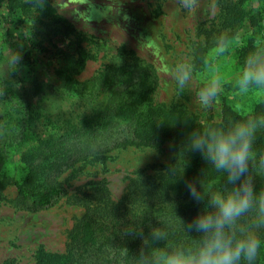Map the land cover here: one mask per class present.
I'll use <instances>...</instances> for the list:
<instances>
[{
  "label": "trees",
  "instance_id": "16d2710c",
  "mask_svg": "<svg viewBox=\"0 0 264 264\" xmlns=\"http://www.w3.org/2000/svg\"><path fill=\"white\" fill-rule=\"evenodd\" d=\"M248 1L234 2L228 18L219 23L215 33L222 30L221 36L228 39L244 20L257 23L264 10V0H260L262 5L257 9L247 7ZM26 24L33 27L27 40L33 42L37 51H46L43 44L51 45L58 37L71 42V51H57L62 60L55 71L59 83L45 85L41 82L37 89L44 95L64 96L67 105L73 108L74 122L43 128L40 121L51 117L47 109L26 103L20 92L7 86L6 94L0 97V200L5 201L1 192L10 186L16 191V198L11 202L16 203L17 210L46 209L64 197V189L57 180L74 164H102L111 148L124 145L152 148L172 142L176 146L170 162L155 168L152 175L132 180L119 201L111 200L104 180L72 196L84 213L68 235L70 241L65 254L43 253L35 264H136L134 259L145 247L143 237L151 240L150 232L154 227L166 231L168 238L153 246L189 243L176 218L185 224L193 221L204 211L206 201L197 203L186 182L191 181L197 187L202 182V190L210 194L219 190L224 179L200 153L182 149L189 133L194 128L227 127L264 115V98L244 114L238 115L223 105L219 122H214L210 116L194 121L183 111L151 101L157 82L154 70L122 45L114 47L111 57L115 61L104 64L92 78L77 81L74 76L82 72L90 57L82 45L87 42L86 37L56 13L47 0L41 11L34 9L28 0H0V25L13 29ZM202 34L201 40L194 42L190 50V62L195 66L194 72L199 74L211 64L216 41L210 39V32L202 30ZM254 41V38L248 40L235 49V61L252 50ZM5 45L13 46L6 33L0 36V63L6 59L2 55ZM24 62L29 63V60ZM14 75L12 73L11 77ZM3 86L4 82L0 81V87ZM38 126L42 127L43 137L37 136ZM253 147L257 157L264 153V130L257 132ZM17 151L22 169L18 177L8 174L4 167L10 155ZM170 167L175 168L177 177L168 174ZM80 169L78 167L77 171ZM251 174L254 190H264V176L255 171ZM253 215L248 214L240 222L250 223ZM130 224L138 225L143 237L125 234L124 229ZM188 235L196 239L200 234L192 231ZM257 235L262 243L255 264H264V228L257 230ZM123 248L128 250V255L122 254Z\"/></svg>",
  "mask_w": 264,
  "mask_h": 264
},
{
  "label": "rangeland",
  "instance_id": "374dc122",
  "mask_svg": "<svg viewBox=\"0 0 264 264\" xmlns=\"http://www.w3.org/2000/svg\"><path fill=\"white\" fill-rule=\"evenodd\" d=\"M47 1L56 13L86 37L87 42L82 45L90 57L82 72L74 76L79 82L92 78L104 64L115 61L111 57L114 47L122 45L136 59L154 70L157 82L151 93V101L183 111L194 121L210 116L214 122H219L223 105L238 115L244 114L264 98V91L253 90L246 95H237L234 88L236 74L248 54L243 53V57L235 61V49L253 38H264V10L257 23L250 24L248 20L241 22L232 37L227 39V51L221 55L214 51L209 66L219 69L223 90L210 107L202 108L197 92L206 68H203V74L194 72V80L184 90L176 87L167 69L180 60L191 61L190 50L194 42L201 40L200 36L204 35L202 30L211 33L210 39L220 37L222 30L216 33L215 30L223 19L228 18L229 8L237 0H201L200 10L195 15L177 11L176 0ZM259 2L249 0L247 7L257 9L262 5ZM31 29L33 27L29 24L13 29L0 25V36L6 33L13 44L11 48L3 46L2 55L6 58L9 49L18 50L21 54V62L7 86L20 92L26 103L47 109L51 117L40 121L43 128L49 129L50 125L61 127L65 122H74L73 108L67 105L64 96L44 95L37 86L41 82L45 85L59 83L55 71L62 60L58 58L57 51H71V42L58 37L51 44L55 47L43 44L46 51H37L33 48V42L27 40ZM26 59L29 63L24 62ZM13 83L20 86L14 87ZM36 129L37 136L43 137L42 127ZM175 147L172 142L152 148L124 145L111 148L102 164H74L57 180L64 189V197L36 212L17 210L16 203L11 202L16 198L15 189L4 187L1 194L5 201L0 200V264H35L43 253L65 254L70 241L68 235L84 213L83 207L72 196L87 190L92 183L104 180L111 200L119 201L127 193L132 180L152 175L155 168L170 162L175 155ZM19 156V151L11 154L4 164L6 172L16 177L22 170ZM78 167H81L79 171Z\"/></svg>",
  "mask_w": 264,
  "mask_h": 264
},
{
  "label": "clouds",
  "instance_id": "9594fccd",
  "mask_svg": "<svg viewBox=\"0 0 264 264\" xmlns=\"http://www.w3.org/2000/svg\"><path fill=\"white\" fill-rule=\"evenodd\" d=\"M28 2L39 11L46 6V0ZM176 4L177 11L183 10L195 15L200 10L201 0H176ZM228 47L226 37L216 38L214 51L217 55L223 54ZM20 62V52L9 49L5 61L0 63V81L4 82V86L0 87V97L6 94L11 74L17 70ZM194 71L195 66L188 60H180L167 69L168 75L180 90L190 86L194 80ZM218 72V68L207 66L202 76L197 92L198 103L202 108L210 107L223 90ZM13 85L20 86L18 83ZM234 88L237 95H246L253 90L264 91V38L258 37L254 41L252 50L236 74ZM260 130H264V115L249 117L227 127L194 128L189 133L182 149L198 152L208 160L213 171L222 174L224 179L221 185L224 186L220 185L218 191L205 194L202 182L199 187L191 181L186 182L191 197L197 203L206 201L204 211L193 221L185 224L176 218L190 240L187 244L168 242L162 247L153 246L167 241L168 233L154 227L149 240L143 237L138 225L126 226L125 234L143 237L145 247L141 248L134 259L136 264H255L262 243L257 230L264 228V190H254L251 174L255 171L264 176V153L257 157L253 147ZM168 174L176 176L175 168L170 167ZM250 213H254L251 222L241 223L242 218ZM192 231L199 233V237L191 238L188 233ZM122 254L128 255V250L123 248Z\"/></svg>",
  "mask_w": 264,
  "mask_h": 264
}]
</instances>
